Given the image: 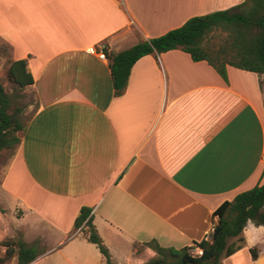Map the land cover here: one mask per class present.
Wrapping results in <instances>:
<instances>
[{
    "label": "crops",
    "instance_id": "crops-1",
    "mask_svg": "<svg viewBox=\"0 0 264 264\" xmlns=\"http://www.w3.org/2000/svg\"><path fill=\"white\" fill-rule=\"evenodd\" d=\"M242 1L0 0L8 66L26 61L36 98L20 143L0 155V257L14 250L3 264L21 244L27 264H103L74 228L83 207L114 263L146 264L148 243L205 239L222 202L264 182V74L227 66L224 81L173 49L140 57L115 95L97 53ZM242 236L222 263L264 264V226L248 221Z\"/></svg>",
    "mask_w": 264,
    "mask_h": 264
},
{
    "label": "trees",
    "instance_id": "trees-1",
    "mask_svg": "<svg viewBox=\"0 0 264 264\" xmlns=\"http://www.w3.org/2000/svg\"><path fill=\"white\" fill-rule=\"evenodd\" d=\"M173 49L187 52L193 61H207L224 81H227V66L264 74V0H244L226 9L192 16L178 27L155 37L141 38L134 45L116 53L104 49L114 94H120L125 89L131 67L140 57ZM6 75L20 89L33 83L24 59L11 62ZM21 111L0 84V155L3 150L12 149L20 143L25 130V122L20 118ZM248 221L256 226H264V182L237 193L213 211L214 226L210 239L194 243L202 247L201 256H190L189 247L165 248L153 242L148 244L155 248L156 255L146 264H223L222 260L244 243L242 231ZM74 228L97 246L104 257L103 264H119L111 260L108 248L92 223L89 208L80 209ZM140 246L143 245L134 244L135 248ZM249 251L255 259L257 248H250ZM13 253L14 250L7 248L5 255L0 257V264ZM34 256L31 249L21 244L17 249V264H27Z\"/></svg>",
    "mask_w": 264,
    "mask_h": 264
},
{
    "label": "rangeland",
    "instance_id": "rangeland-1",
    "mask_svg": "<svg viewBox=\"0 0 264 264\" xmlns=\"http://www.w3.org/2000/svg\"><path fill=\"white\" fill-rule=\"evenodd\" d=\"M215 41V40H213ZM8 47L7 45L0 44V84L6 90L10 99L14 105H17L21 108L20 118L24 123L36 106V98L33 90L30 87H25L23 89L18 88V86L10 82L6 75V70L8 67L7 59ZM13 149V148H12ZM7 150H4L2 153H7Z\"/></svg>",
    "mask_w": 264,
    "mask_h": 264
},
{
    "label": "built area",
    "instance_id": "built-area-1",
    "mask_svg": "<svg viewBox=\"0 0 264 264\" xmlns=\"http://www.w3.org/2000/svg\"><path fill=\"white\" fill-rule=\"evenodd\" d=\"M104 49H105V45L104 44L99 45L98 48H97V53H98V56H99L100 59H106V55H105ZM213 226L214 225H212L209 233L205 236L204 240H209L210 239V235L213 232ZM202 252H203V249L198 244H192L191 246H189L188 254L190 256H192V257H199V256L202 255Z\"/></svg>",
    "mask_w": 264,
    "mask_h": 264
}]
</instances>
